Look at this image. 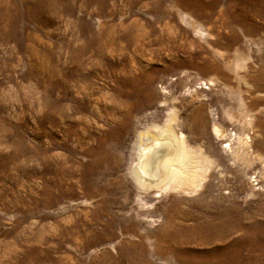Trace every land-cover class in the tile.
<instances>
[{
	"label": "rangeland",
	"instance_id": "obj_1",
	"mask_svg": "<svg viewBox=\"0 0 264 264\" xmlns=\"http://www.w3.org/2000/svg\"><path fill=\"white\" fill-rule=\"evenodd\" d=\"M171 118L201 185L142 206L134 139ZM263 154L264 0H0V264H264Z\"/></svg>",
	"mask_w": 264,
	"mask_h": 264
},
{
	"label": "bare ground",
	"instance_id": "obj_2",
	"mask_svg": "<svg viewBox=\"0 0 264 264\" xmlns=\"http://www.w3.org/2000/svg\"><path fill=\"white\" fill-rule=\"evenodd\" d=\"M186 15L183 18L186 22H189V17ZM144 113L145 111H141V114ZM169 117H172V115L169 114ZM214 126L215 130L222 131L220 126ZM173 130L171 118L169 122H163L162 124L153 123L137 131L128 170L130 172L129 175L131 174L132 179L138 185L139 190L136 201L142 206H145L144 200L148 192L152 189L163 190L172 181L175 184L174 188L182 187L184 189L189 187L196 190L201 185L199 180L201 174L197 169L199 163H195V159L198 157L196 150L187 146L186 142L180 137L181 135L177 136ZM227 154L234 159L238 158L236 157L237 154L230 148ZM260 158L264 167V154ZM174 160H177L180 165L173 167ZM206 227L201 229L195 227L184 229L185 233L182 230L169 231L164 234V240L175 239L181 243H188L192 241L194 234H198L200 236V243L204 244L220 240L226 237L232 230L230 226L225 225H219L217 229L212 224H208ZM131 229V227L127 228V230ZM207 233L210 235L206 236ZM136 249V257L142 262V244H138ZM209 257V255L201 253L193 254L190 262L196 264H214V262L209 260Z\"/></svg>",
	"mask_w": 264,
	"mask_h": 264
}]
</instances>
